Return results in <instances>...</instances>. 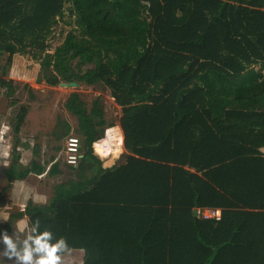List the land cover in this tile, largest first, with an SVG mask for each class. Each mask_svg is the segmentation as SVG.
Instances as JSON below:
<instances>
[{"label": "trees", "instance_id": "obj_1", "mask_svg": "<svg viewBox=\"0 0 264 264\" xmlns=\"http://www.w3.org/2000/svg\"><path fill=\"white\" fill-rule=\"evenodd\" d=\"M59 20L71 28L50 52ZM14 55L38 62L37 82L105 87L124 151L102 166L104 110L78 99V162L0 230L38 219L81 264H264V0H0L8 93ZM15 168L8 178L62 172L54 160Z\"/></svg>", "mask_w": 264, "mask_h": 264}, {"label": "rangeland", "instance_id": "obj_2", "mask_svg": "<svg viewBox=\"0 0 264 264\" xmlns=\"http://www.w3.org/2000/svg\"><path fill=\"white\" fill-rule=\"evenodd\" d=\"M68 20L67 15L63 18ZM71 28L59 20L54 26L49 37V49L52 52L65 33ZM39 72V64L28 56L14 55L9 69L7 80L11 81L12 90L7 92L6 87H0V225L5 223L10 214H15L21 210L28 199L34 201V191L40 190L46 192L49 197L55 183L65 180L68 175L66 162L62 158L61 149L65 144L66 137L69 135L78 136L74 131L76 128V117L73 114V108L78 99H81L85 105L99 106L104 110V116L108 124H115L119 121L120 106H118L110 96L108 90L101 84L85 85L79 83L78 86H63L60 83L49 85L44 81L37 82L36 77ZM22 106L26 107V114L23 117L18 132L13 130L16 116ZM66 122L71 126L69 134L62 135V126ZM115 147L107 157L110 161L107 164L102 158V166L113 164L124 151L123 147L117 146L120 143V128H108L102 139L92 144L96 156L100 157L95 151L97 148L103 154L108 152L112 142ZM95 144V146H94ZM109 148L107 151L106 149ZM111 150V149H110ZM101 154V155H103ZM56 159V160H55ZM32 160L49 164L54 160L58 161L61 173H55L52 176L28 173L23 180L8 178L6 171L9 165H16L19 170L28 168ZM47 168V167H46ZM19 184V188L15 185ZM14 185V186H13ZM18 193H12V191ZM15 199V200H14ZM30 227L26 216L12 220L7 230L8 234L17 241L18 248L22 246L21 241ZM16 232L19 235L17 239ZM6 248L2 238H0V252ZM80 250H69L63 254L62 264H80ZM34 253L33 256H37ZM5 264H14L17 257L14 255L12 261ZM24 264V262H18Z\"/></svg>", "mask_w": 264, "mask_h": 264}, {"label": "clouds", "instance_id": "obj_3", "mask_svg": "<svg viewBox=\"0 0 264 264\" xmlns=\"http://www.w3.org/2000/svg\"><path fill=\"white\" fill-rule=\"evenodd\" d=\"M105 135V132H104ZM16 235L17 233L14 232ZM0 238L6 245V248L0 252V264H5L7 261H12V257H17L14 264L24 262V264H62L63 254L69 251V246L64 237L54 238L53 232L44 228L41 229L40 221H33L28 227L21 244L18 248L17 241L8 234L6 230H0ZM19 239V235H17ZM34 253L38 255L33 256Z\"/></svg>", "mask_w": 264, "mask_h": 264}, {"label": "built area", "instance_id": "obj_4", "mask_svg": "<svg viewBox=\"0 0 264 264\" xmlns=\"http://www.w3.org/2000/svg\"><path fill=\"white\" fill-rule=\"evenodd\" d=\"M63 160L70 165H75L81 156L80 141L77 136L69 135L66 137L65 144L61 149ZM56 160V159H55ZM197 214L204 218H220L219 208H197Z\"/></svg>", "mask_w": 264, "mask_h": 264}, {"label": "crops", "instance_id": "obj_5", "mask_svg": "<svg viewBox=\"0 0 264 264\" xmlns=\"http://www.w3.org/2000/svg\"><path fill=\"white\" fill-rule=\"evenodd\" d=\"M108 127L105 129V131L108 129V128H120V126H119V121H117L115 124H108L107 125ZM98 142H99V140H98ZM120 143L121 144H119V145H117V146H120L121 145V147H123V145H122V131H121V128H120ZM96 145H97V143H96ZM108 145H111V150L109 149V148H107L106 149V151L108 150V152H106L105 154H103L102 153V151L101 150H104V148H101V150L99 149V148H97L96 146H95V149H96V153H98L99 155H100V157L98 156V158L100 159V161H102V158H106V156L109 154V153H111L112 152V149L114 148V150L113 151H115V147L113 146V141L112 142H107V147H108ZM123 149H124V147H123ZM100 150V151H99ZM263 151H264V148L262 149ZM101 154H103V155H101ZM96 155V154H95ZM105 158H104V162H106L107 164L109 163V161H110V157L108 158L107 157V159H106V161H105ZM112 165V164H111ZM111 165H109V166H111ZM109 166H103V167H109ZM14 167H16L15 169L17 170V173L18 172H20V170H19V168H17V166L16 165H14ZM19 170V171H18ZM30 173H32V172H30ZM29 173V174H30ZM34 174H36V173H34ZM37 175H39V174H37ZM26 176H24L23 178H25ZM23 178H15V181H17V180H23ZM14 186V185H13ZM15 187V190H16V188H19V184H17V185H15L14 186ZM12 193H15V194H17L18 195V193L16 192V191H12ZM34 195L35 196H33V199H34V201L33 202H35V203H41V204H43V203H46L48 200H49V195L46 193V192H44V191H40V190H36V191H34ZM15 200V199H14ZM81 251V253H82V255H81V253H80V255H81V261H80V264H81V262H82V256H83V252H82V250H80Z\"/></svg>", "mask_w": 264, "mask_h": 264}, {"label": "water", "instance_id": "obj_6", "mask_svg": "<svg viewBox=\"0 0 264 264\" xmlns=\"http://www.w3.org/2000/svg\"><path fill=\"white\" fill-rule=\"evenodd\" d=\"M60 85H63V86H78L79 83H77L76 81H69V82L62 81V82H60ZM193 215H197V210L196 209L193 210Z\"/></svg>", "mask_w": 264, "mask_h": 264}]
</instances>
